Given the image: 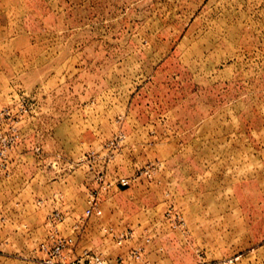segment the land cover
Returning <instances> with one entry per match:
<instances>
[{
    "label": "rangeland",
    "instance_id": "obj_1",
    "mask_svg": "<svg viewBox=\"0 0 264 264\" xmlns=\"http://www.w3.org/2000/svg\"><path fill=\"white\" fill-rule=\"evenodd\" d=\"M99 261L264 264V0H0V264Z\"/></svg>",
    "mask_w": 264,
    "mask_h": 264
},
{
    "label": "built area",
    "instance_id": "obj_2",
    "mask_svg": "<svg viewBox=\"0 0 264 264\" xmlns=\"http://www.w3.org/2000/svg\"><path fill=\"white\" fill-rule=\"evenodd\" d=\"M129 184V180L127 178H121L120 179V185L121 186H127ZM96 193L93 192L89 195L88 199H87V203H88V206L87 208L84 210V215L85 216H90L94 213L96 214H100L101 213V210L96 207ZM56 216H58V213L56 214ZM70 241V240H69ZM63 248V245H55L53 248H52V253L54 255H57L60 253V251L62 250ZM138 257V255L136 256ZM99 264H105L103 261H99Z\"/></svg>",
    "mask_w": 264,
    "mask_h": 264
}]
</instances>
